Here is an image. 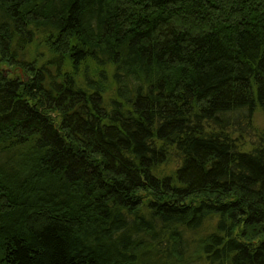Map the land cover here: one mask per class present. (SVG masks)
<instances>
[{"label": "trees", "instance_id": "1", "mask_svg": "<svg viewBox=\"0 0 264 264\" xmlns=\"http://www.w3.org/2000/svg\"><path fill=\"white\" fill-rule=\"evenodd\" d=\"M0 264H264V0H0Z\"/></svg>", "mask_w": 264, "mask_h": 264}]
</instances>
